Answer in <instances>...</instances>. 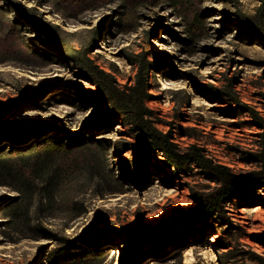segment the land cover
I'll list each match as a JSON object with an SVG mask.
<instances>
[{
  "label": "rangeland",
  "instance_id": "rangeland-1",
  "mask_svg": "<svg viewBox=\"0 0 264 264\" xmlns=\"http://www.w3.org/2000/svg\"><path fill=\"white\" fill-rule=\"evenodd\" d=\"M141 67L143 103L125 94ZM243 106L264 118V0H0V264H118L134 241L109 229H171L196 206L189 187H216L196 166L177 179L162 156L141 161L145 126L243 175L264 144ZM40 142L62 150L27 147ZM261 204L264 189L228 204V234L210 220L146 240L137 264H223L225 245L264 257Z\"/></svg>",
  "mask_w": 264,
  "mask_h": 264
},
{
  "label": "trees",
  "instance_id": "trees-1",
  "mask_svg": "<svg viewBox=\"0 0 264 264\" xmlns=\"http://www.w3.org/2000/svg\"><path fill=\"white\" fill-rule=\"evenodd\" d=\"M34 22L35 26H40L39 24H41L40 21L35 20ZM142 73L143 68L141 67L135 83L132 86L126 87L125 94L136 96V98L143 103L144 101L149 100L151 96L148 95L147 83L144 80V77H142ZM107 77L110 76L99 67H93V70L89 71L85 75V78L96 86L95 93L99 95V99L111 106L112 103L115 104V101H117L115 96L116 92L118 93L115 88L117 83L113 80L108 87L104 86L102 84V79ZM216 96L227 98V100L231 103L237 102L230 93H226V95L216 93ZM242 108L243 112L249 113L257 126L264 131V118L259 117V114L256 111L251 110L249 107L243 106ZM124 114L125 113L123 111L118 112L119 117H122ZM140 119L144 120L145 115H140ZM146 122L149 123L147 120ZM149 124L145 126V143L143 145V153L140 157L141 161L148 160L153 155H160L165 159L166 165L173 171V175L177 179H181L183 173L187 174L193 166H196L202 170L206 179L216 184V187L208 193L197 194L189 187L191 197L195 201L196 206L186 212H182L179 219H176L170 226L171 229L165 231L159 230V232L149 228L132 229L124 226L109 229L110 231H114L121 234L125 238L134 241V246L131 248L129 254H127L125 258L119 259L118 264H137L140 259L139 257H145L141 254L139 249V246L143 242L146 240H161L164 239V237L171 238L180 230L193 226L201 221L214 220L221 228L225 227L226 230H224V232L227 234L230 233V231L234 228V223L228 216L226 206L234 202V200L242 195H248L252 192L264 189V144L261 147V151H263V153L261 152L257 155H250L249 158L259 164V170L243 175H237L227 167L215 165L212 161L207 159L203 154V151L196 146H192L184 152L179 151L173 142L174 139L170 133L162 134ZM4 132H6V129H0V138H3ZM262 137H264V133ZM41 143L42 142L39 144L37 143V147H35L34 143H31L27 147L32 151L40 148L39 150L46 151L48 153L62 150L59 143L51 142L40 145ZM10 144L11 146L9 152L18 153V150H22L15 147L17 143L15 144V142H11ZM140 181L141 179L138 177L137 182ZM50 186L53 187V183H50ZM261 205L264 206L263 204ZM179 226L180 228H176ZM175 230L176 232H174ZM158 235L159 238H157ZM161 236L164 237L161 238ZM258 237V243L264 245V234ZM82 240L83 244L91 247L92 249L99 248L100 244H93L88 242V239L84 238ZM217 242L218 241L216 239L215 243ZM216 250L224 251L222 255L223 264H237L239 262L244 264L246 262H249L250 264H264V257L258 255L255 251L235 252L231 245H225V247H220ZM174 251L176 250H171L170 252ZM170 254L171 253H169V255Z\"/></svg>",
  "mask_w": 264,
  "mask_h": 264
},
{
  "label": "bare ground",
  "instance_id": "bare-ground-1",
  "mask_svg": "<svg viewBox=\"0 0 264 264\" xmlns=\"http://www.w3.org/2000/svg\"><path fill=\"white\" fill-rule=\"evenodd\" d=\"M257 211H260V209L254 208L252 209V212L256 213ZM82 221V219H80ZM78 222V221H77ZM77 224V223H76ZM77 227V226H76ZM79 227V226H78ZM80 228V227H79ZM76 229H74L73 227L67 230V234L70 237H67L69 240H76V237L73 235L75 233Z\"/></svg>",
  "mask_w": 264,
  "mask_h": 264
}]
</instances>
